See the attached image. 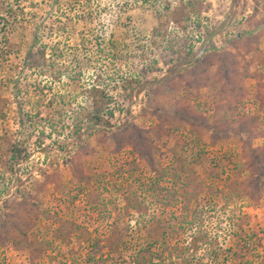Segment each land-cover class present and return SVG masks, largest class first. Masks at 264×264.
Returning <instances> with one entry per match:
<instances>
[{
  "label": "rangeland",
  "instance_id": "obj_1",
  "mask_svg": "<svg viewBox=\"0 0 264 264\" xmlns=\"http://www.w3.org/2000/svg\"><path fill=\"white\" fill-rule=\"evenodd\" d=\"M259 127L264 0H0V264H264Z\"/></svg>",
  "mask_w": 264,
  "mask_h": 264
},
{
  "label": "trees",
  "instance_id": "obj_2",
  "mask_svg": "<svg viewBox=\"0 0 264 264\" xmlns=\"http://www.w3.org/2000/svg\"><path fill=\"white\" fill-rule=\"evenodd\" d=\"M190 4L194 5L193 2H191ZM169 8L170 7H168L167 9L169 10ZM100 115H101L100 110H97L94 117L96 118L98 123H101L103 121ZM259 130L256 129V131H254L253 136L258 137V138H264V131L260 127H259ZM239 133H243V131H240ZM169 226L170 225L166 226L164 224H158L156 225V227H154L153 231L154 232H159L161 230L167 231V230H170ZM158 243H160V247H163V248L168 247L167 238H165L164 241L162 242L156 240L153 244H150L146 248L141 250V253L143 255L141 257V260L137 261L136 264H167L166 258H164V253H160V251L158 252L157 250L154 249V247L157 246ZM172 251H170V255H169L171 260H174L175 256L176 257L181 256V254L175 255V253H173ZM198 260H201V258H198ZM172 264H175V263H172Z\"/></svg>",
  "mask_w": 264,
  "mask_h": 264
}]
</instances>
